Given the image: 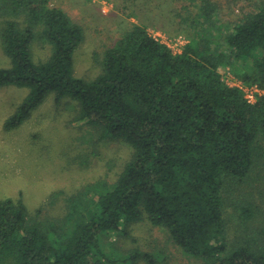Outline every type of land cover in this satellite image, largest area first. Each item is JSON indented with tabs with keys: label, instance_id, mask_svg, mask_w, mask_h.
<instances>
[{
	"label": "trees",
	"instance_id": "16d2710c",
	"mask_svg": "<svg viewBox=\"0 0 264 264\" xmlns=\"http://www.w3.org/2000/svg\"><path fill=\"white\" fill-rule=\"evenodd\" d=\"M190 2L198 14L179 30L190 31L182 53L137 24L86 81L74 71L81 25L49 0H0L11 63L0 68V88L29 89L4 130L20 128L53 95L57 106L77 104L74 120L90 125L98 142L132 148L114 183L83 186L61 217H43V207L30 215L22 198L0 199V264H159L138 250L108 254L102 241L145 220L204 264H264V99L249 104L220 72L230 67L244 83L264 86V0L226 33L216 5ZM36 38L51 47L46 61L33 59Z\"/></svg>",
	"mask_w": 264,
	"mask_h": 264
},
{
	"label": "rangeland",
	"instance_id": "374dc122",
	"mask_svg": "<svg viewBox=\"0 0 264 264\" xmlns=\"http://www.w3.org/2000/svg\"><path fill=\"white\" fill-rule=\"evenodd\" d=\"M207 1L216 5L215 21L226 33V25L232 27L255 11L260 0ZM190 3L171 0L166 4L158 0L134 7L124 0H49L50 7L61 9L84 29L85 41L74 54V71L86 81L102 73L106 51L134 25H146L153 35L172 40L183 37L189 42L190 31L179 30L185 29L186 22L198 14ZM3 20L0 17V23ZM32 56L36 62L46 61L51 47L36 38ZM10 66L0 39V68ZM227 71L233 73L230 67L220 69L222 75ZM28 93V88H0V199L22 198L30 215L43 207V217H61L66 212V199L83 186L100 180L114 183L131 159L132 148L123 141L98 142L90 125L74 120L77 104L64 100L57 106L53 95L20 128L5 131L4 122ZM81 159L87 163L82 164ZM102 241L106 252L118 258L138 250L156 256L159 264H204L186 255L168 231L148 220L133 224L125 232L112 233ZM136 264L147 262L143 258Z\"/></svg>",
	"mask_w": 264,
	"mask_h": 264
},
{
	"label": "built area",
	"instance_id": "2783aa9c",
	"mask_svg": "<svg viewBox=\"0 0 264 264\" xmlns=\"http://www.w3.org/2000/svg\"><path fill=\"white\" fill-rule=\"evenodd\" d=\"M150 34L163 44L167 45L176 54L182 53L183 48L189 43L183 37L172 40L160 35H153L151 32ZM222 77L228 86L240 89L249 104H256L260 99H264V86L259 84H246L231 71L225 72Z\"/></svg>",
	"mask_w": 264,
	"mask_h": 264
}]
</instances>
